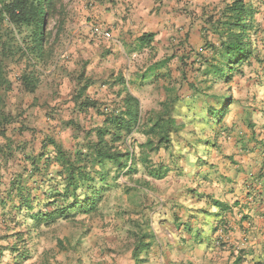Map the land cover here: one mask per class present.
I'll return each mask as SVG.
<instances>
[{"label":"trees","instance_id":"1","mask_svg":"<svg viewBox=\"0 0 264 264\" xmlns=\"http://www.w3.org/2000/svg\"><path fill=\"white\" fill-rule=\"evenodd\" d=\"M60 1L0 0V171L8 163L19 162V170L13 173L9 188L1 195V204L6 207L11 205L12 209H19L21 212L24 210L36 222L51 221L71 209L80 211L84 208L89 213L95 211L105 188L97 187L98 184H104L112 173L115 174L114 178H119L137 172L138 160L145 166L149 177L155 180L166 178L172 172L170 165H153L147 152L169 149L172 137L184 132L194 123L193 114H181L175 109L178 99L161 103L160 111L143 117L140 100L133 97L125 87L119 90L112 108L102 109L97 102L87 97L90 80L82 73L76 78L80 88L71 94L69 102H73L83 113L95 110L98 116L103 117L101 125L86 128L71 113L72 116L68 115L64 119L67 120L64 121L67 128L73 131V135L76 134L71 144L51 135L43 140L38 151L29 152L28 134L34 133L29 125L31 118L26 111L11 109L10 99L17 95L32 96L40 90L41 69L48 64L52 55L49 51L51 47H47V18L50 10ZM260 17L264 16L254 0H224L221 4L206 6L201 29L204 41L202 50L206 52L199 54L197 51L199 57L191 67L196 66L195 71L205 78L206 84L211 82L209 88L216 84L230 87L235 77L243 73L244 67H254L255 63L261 62L258 42L253 38L258 29L262 28L261 32H264ZM153 39L154 35H145L139 42L148 44ZM65 58L69 59V56L66 55ZM262 61L264 62V58ZM12 66L22 67L14 80L11 76ZM229 90L223 93V96L227 95L224 102H221V94L215 95L211 99L217 105L203 108L208 122L212 120L215 131L223 129L224 137V119L235 103L232 89ZM56 95V92L50 94L49 98H58ZM36 101L35 106H39ZM45 116L48 118V114ZM135 133L146 138L144 144L138 145L141 149L139 159L133 145L129 144V138ZM201 143L204 153L216 147V142ZM204 157L206 156L203 155ZM206 160L196 161L194 165L208 163ZM257 180L262 182L263 187L255 192V198L261 203L264 199L262 170L258 173ZM190 193L194 199L204 197L196 190L191 189ZM211 202L223 211L228 209L225 203L214 200ZM48 208L50 213H44ZM180 219L177 213L174 222L181 226ZM219 223L222 224L213 226L211 233H216L220 227L228 235L230 229L227 222L221 219ZM187 230L194 232L191 226ZM199 232L204 231H196L197 234ZM142 242L133 251L135 258L144 248L151 246L143 245ZM221 245L226 246L227 243L223 242ZM230 248L238 251L232 264H246L252 249L247 245ZM252 261L254 264H264V259L261 258Z\"/></svg>","mask_w":264,"mask_h":264},{"label":"crops","instance_id":"2","mask_svg":"<svg viewBox=\"0 0 264 264\" xmlns=\"http://www.w3.org/2000/svg\"><path fill=\"white\" fill-rule=\"evenodd\" d=\"M223 1L97 0L76 17L82 29L74 31V42L67 52L68 74L61 72V80L52 74L50 83L32 95L33 101L39 106L58 104L67 116L72 113L81 123L100 126L103 117L95 110L83 113L69 102L71 94L80 88L76 78L84 73L90 80L87 97L102 109L112 108L124 87L140 100L143 117L160 111L163 102L178 99L175 104L182 103L178 89L197 60V51L204 46L201 29L205 8ZM254 2L264 16V0ZM92 25L109 27L112 38L95 35ZM145 35H154L153 41L141 44L139 39ZM262 50L264 54V46ZM258 70L261 72L246 76L237 111L225 121V137L220 128L216 133L218 146L205 153L213 169L205 162L203 169L188 176V183H196L192 190L204 197L194 199L189 186L177 190L180 202L175 211L182 227L180 233L162 237L166 242L165 264H186L190 250L194 264H232L238 251L230 247L244 245L252 249L246 264L264 259V199L260 203L255 198V192L263 187L258 173L264 172V67ZM55 92L58 98L48 97ZM44 117L41 112L32 120L40 124ZM211 200L225 203L229 210H221ZM221 219L228 224V235L220 227L211 233L213 226L222 224ZM189 226L194 232L187 230ZM200 229L204 232L197 234ZM223 242L227 245L222 246ZM0 264L11 261L0 253ZM118 264L124 263L120 260Z\"/></svg>","mask_w":264,"mask_h":264},{"label":"rangeland","instance_id":"3","mask_svg":"<svg viewBox=\"0 0 264 264\" xmlns=\"http://www.w3.org/2000/svg\"><path fill=\"white\" fill-rule=\"evenodd\" d=\"M96 2L97 0H61L50 10L46 32L47 47H51L49 51L52 55L48 64L41 69V85L50 83L52 74L57 80H61V72L65 76L68 74V59L65 57L74 42V31L79 27V30L82 29L76 17L83 15V12ZM259 19L260 25H263L264 17ZM261 29L253 35L258 42L261 66L244 67L243 73L235 77L230 87L216 84L209 88L211 82L205 83V78L195 71L196 66L188 68L184 84L178 89L185 101L174 106L181 114H193L194 123L184 132L172 137L169 149L147 152L153 165H170L172 172L166 178L155 180L149 177L145 166L138 160L137 172L119 178H114L115 174L112 173L104 184H98L97 187L105 188L95 211L89 213L84 208L80 211L71 209L51 221L36 222L31 214H26L24 210L21 212L19 209H12L11 205L6 207L1 204V195L9 188L13 173L19 170V162L3 166L0 171V253L8 258L11 264H118L120 260L124 264H165L166 242L162 237L180 233L182 227L174 222L177 216L175 208H178L177 204L180 202L177 190L182 186L192 189L196 183H188V176L195 174L198 169H203L204 165L197 163L198 166H195V162L209 159L207 156L203 158L205 150L201 141L216 142L215 145L218 146L216 133L219 131L214 130L212 120L208 122L206 110L203 108L217 105L211 99L215 95L221 94V102H224L227 95L223 96V93L232 89L235 103L225 116L224 124L231 114L237 111L240 97L247 85L246 76L261 72L258 69L264 67V32H261ZM100 32L113 35L109 27H101ZM205 52L202 48L199 49V54ZM21 68L11 67L13 80L19 75ZM10 102L11 109L26 111L31 118L29 125L34 129V133L28 134L29 152L38 151L47 136L53 135L60 140L63 138L67 144H71L76 137V134L73 135V131L67 128L66 122L64 123L67 121L64 119L68 117L58 104L53 107L46 103L41 107L35 106L32 96L20 95L12 97ZM41 112L48 114V118L45 116L44 121L37 124L32 119ZM13 114L15 115V112ZM69 115L72 116L71 113ZM82 124L86 128L91 127L87 123ZM145 141L146 138L140 133H135L129 138V144L133 145L138 159L141 151L138 145L144 144ZM199 156L202 157L198 159ZM206 166L213 169L210 160ZM50 211L48 208L44 213L48 214ZM140 242L151 246L144 248L135 258L133 251L139 247ZM192 251L187 253L186 264L195 263V259L190 257Z\"/></svg>","mask_w":264,"mask_h":264},{"label":"built area","instance_id":"4","mask_svg":"<svg viewBox=\"0 0 264 264\" xmlns=\"http://www.w3.org/2000/svg\"><path fill=\"white\" fill-rule=\"evenodd\" d=\"M100 31H101V28L100 27H98L97 25H94L93 26V32L96 35L102 36V38H104V39H110L111 38V35H110L109 32H103V33H101Z\"/></svg>","mask_w":264,"mask_h":264}]
</instances>
